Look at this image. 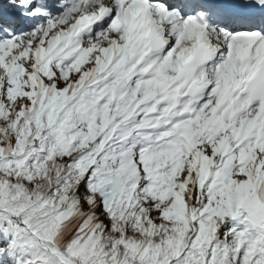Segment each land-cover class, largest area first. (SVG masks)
Here are the masks:
<instances>
[{"label":"snow or ice","instance_id":"6c2138e0","mask_svg":"<svg viewBox=\"0 0 264 264\" xmlns=\"http://www.w3.org/2000/svg\"><path fill=\"white\" fill-rule=\"evenodd\" d=\"M0 264H264V0H0Z\"/></svg>","mask_w":264,"mask_h":264}]
</instances>
